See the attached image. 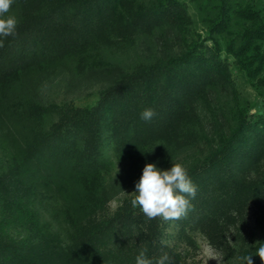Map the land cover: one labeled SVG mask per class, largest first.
<instances>
[{
	"label": "trees",
	"instance_id": "1",
	"mask_svg": "<svg viewBox=\"0 0 264 264\" xmlns=\"http://www.w3.org/2000/svg\"><path fill=\"white\" fill-rule=\"evenodd\" d=\"M244 1L203 0L200 9L212 15L210 45L191 34L189 0H13L16 35L0 37V136L10 148L0 174V264H135L142 251L153 261L168 253L171 264H183L164 241L169 220H149L132 198L115 213L98 215L105 201L104 146L107 139L137 150L207 139L200 111L209 108L210 91L232 83V63L253 78L264 74V15ZM162 28L185 37L181 52L140 63L95 104L61 108L48 129L38 128L42 108L15 92L17 78L34 69L66 58L81 64L101 45L131 43ZM146 108L156 113L151 121L140 117ZM209 145L186 168L197 193L187 215L175 221L198 225L221 243L238 223L235 211L264 204V116L238 109L230 129ZM37 192L53 194L65 209V244L42 224L33 204ZM19 226L24 237L13 234ZM253 255V264H262Z\"/></svg>",
	"mask_w": 264,
	"mask_h": 264
},
{
	"label": "rangeland",
	"instance_id": "2",
	"mask_svg": "<svg viewBox=\"0 0 264 264\" xmlns=\"http://www.w3.org/2000/svg\"><path fill=\"white\" fill-rule=\"evenodd\" d=\"M189 3L194 20L191 34L195 38H204L211 45L212 39L208 38L207 30L212 15L200 9L203 0H189ZM244 4L257 6L264 15V0H245ZM5 15L19 18L17 9H10ZM184 39L181 32L162 28L152 35H140L131 43L101 45L81 64L74 58H66L21 75L15 81V92L26 103L42 108L37 123L40 130H45L58 120L61 108L95 104L109 86L140 63L153 62L181 52L185 46ZM230 60L234 58L230 57ZM232 68V83L210 91L209 108L204 107L200 111L207 139L198 145H160L137 150L134 147L122 149L110 139L106 140L104 151L107 165L101 172L100 187L105 201L98 215L113 214L124 201L134 197L135 193L132 192L146 164L153 163L162 171L169 170L172 163H180L187 168L194 159L208 153L211 148L209 144L216 139L218 132L230 129L238 109L246 110L253 117L264 116V74L253 78L239 71L233 63ZM9 157L8 143L0 136V174L7 170ZM37 193L33 204L42 224L50 232L58 234L65 244L70 230L65 209L53 194ZM1 202L0 195V205ZM234 213L238 223L230 226L221 243L213 240L198 225L181 226L175 220L168 221L164 241L181 255L183 264H246L241 258L254 257L253 252L256 256L258 249H255V245L260 244V237H264V204L260 208L252 204L244 206L240 213ZM26 232L23 226H19L13 234L24 237Z\"/></svg>",
	"mask_w": 264,
	"mask_h": 264
},
{
	"label": "clouds",
	"instance_id": "3",
	"mask_svg": "<svg viewBox=\"0 0 264 264\" xmlns=\"http://www.w3.org/2000/svg\"><path fill=\"white\" fill-rule=\"evenodd\" d=\"M13 0H0V37L15 36L18 19L9 13ZM4 46L0 39V47ZM156 115L151 108H146L140 113L144 121H151ZM132 206L139 207L141 212L149 219L161 217L163 220H179L187 215L192 205L189 197L195 198L197 187L189 177L187 169L180 163H172L169 170H160L153 163H148L143 169V174L135 184ZM257 256L264 264V242L257 250ZM246 264H253V256L241 258ZM135 264H171L168 253H163L155 261L146 257L142 251L135 258Z\"/></svg>",
	"mask_w": 264,
	"mask_h": 264
}]
</instances>
